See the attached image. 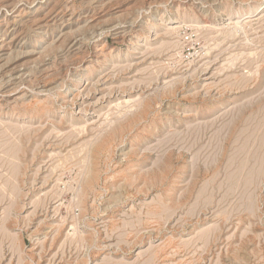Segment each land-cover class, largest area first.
<instances>
[{
	"label": "rangeland",
	"instance_id": "1",
	"mask_svg": "<svg viewBox=\"0 0 264 264\" xmlns=\"http://www.w3.org/2000/svg\"><path fill=\"white\" fill-rule=\"evenodd\" d=\"M0 264H264V0H0Z\"/></svg>",
	"mask_w": 264,
	"mask_h": 264
}]
</instances>
